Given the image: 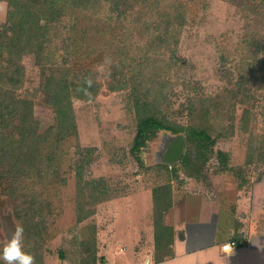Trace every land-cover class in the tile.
<instances>
[{"label":"rangeland","instance_id":"obj_1","mask_svg":"<svg viewBox=\"0 0 264 264\" xmlns=\"http://www.w3.org/2000/svg\"><path fill=\"white\" fill-rule=\"evenodd\" d=\"M71 9L47 43L44 74L33 54L23 59L19 93L34 100L43 131L55 122L42 91L52 70L88 74L98 92L74 98L76 129L56 147L53 175L33 190L0 149V249L22 225L35 264H128L135 245L164 258L175 251L156 249L144 227L155 222V188L170 185L174 205L222 177L252 184L264 174V0H95ZM7 23L8 3L0 0V29ZM141 100L149 114L207 131L215 140L210 159L203 163L188 142L189 164L184 156L176 162L174 179L155 161L161 138L173 134L163 131L139 160L131 148ZM14 186L17 201L6 190Z\"/></svg>","mask_w":264,"mask_h":264},{"label":"trees","instance_id":"obj_2","mask_svg":"<svg viewBox=\"0 0 264 264\" xmlns=\"http://www.w3.org/2000/svg\"><path fill=\"white\" fill-rule=\"evenodd\" d=\"M5 1L8 3V23L0 29V149L9 150L15 161V168L25 171L28 184L24 187L33 190L46 177L53 175L58 158L56 147L68 138L72 129H76L74 98L94 97L100 83L93 82L88 74L81 78L78 75H58L52 70L42 83V91L44 102L55 112V122L41 131L34 100L19 93L26 78L23 59L26 55L33 54L36 65L40 66L44 74V65L51 59V54H45L47 43L54 31L60 28L61 15L67 13L66 11L70 12L71 8H82L81 11L83 8H92L95 0ZM139 104L137 132L131 148L139 160H142L140 152L163 131L173 134L185 132L187 143L195 142L199 147L200 160L206 163L210 159L215 140L207 131L197 128L187 130L166 118L147 113L144 107L147 106L146 100H141ZM217 153L220 164L227 166L228 154L222 150ZM188 155L190 156L186 153L182 158L186 165L189 164ZM159 165L169 170L174 179L181 169L178 164ZM169 186L164 185L154 190L156 249L169 247L173 243V229L162 218L163 211L173 205ZM15 188L14 186L6 190H10V198L17 201L19 198L15 195ZM30 195L27 194L26 197ZM36 200L35 198L34 202Z\"/></svg>","mask_w":264,"mask_h":264},{"label":"crops","instance_id":"obj_3","mask_svg":"<svg viewBox=\"0 0 264 264\" xmlns=\"http://www.w3.org/2000/svg\"><path fill=\"white\" fill-rule=\"evenodd\" d=\"M237 180L226 176L213 180L211 188L202 185L201 190L185 193L166 216L165 224L176 238L170 244L175 252L159 259L154 252L146 256L134 244L127 263L264 264V174L252 184ZM147 226L155 241L154 224L144 222ZM230 240L238 247L224 251L222 245Z\"/></svg>","mask_w":264,"mask_h":264},{"label":"clouds","instance_id":"obj_4","mask_svg":"<svg viewBox=\"0 0 264 264\" xmlns=\"http://www.w3.org/2000/svg\"><path fill=\"white\" fill-rule=\"evenodd\" d=\"M24 228L17 225L3 248L0 249V260L3 264H35V257L24 249Z\"/></svg>","mask_w":264,"mask_h":264},{"label":"water","instance_id":"obj_5","mask_svg":"<svg viewBox=\"0 0 264 264\" xmlns=\"http://www.w3.org/2000/svg\"><path fill=\"white\" fill-rule=\"evenodd\" d=\"M186 145L184 134H165L155 152V161L173 166L184 156Z\"/></svg>","mask_w":264,"mask_h":264},{"label":"built area","instance_id":"obj_6","mask_svg":"<svg viewBox=\"0 0 264 264\" xmlns=\"http://www.w3.org/2000/svg\"><path fill=\"white\" fill-rule=\"evenodd\" d=\"M238 247V242L236 240H230L222 245L224 251H231Z\"/></svg>","mask_w":264,"mask_h":264}]
</instances>
